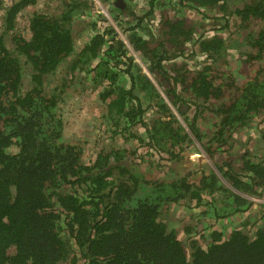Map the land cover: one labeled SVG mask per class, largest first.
Wrapping results in <instances>:
<instances>
[{"label":"trees","instance_id":"1","mask_svg":"<svg viewBox=\"0 0 264 264\" xmlns=\"http://www.w3.org/2000/svg\"><path fill=\"white\" fill-rule=\"evenodd\" d=\"M10 1L3 4L0 0L4 28L0 33V264H264V226L248 233L241 229L248 222L244 221L224 235V222L218 220L223 217L225 225H233V217L253 206L251 196L264 195L261 124L255 123L254 148L231 155L228 147L232 132L264 114V0L219 5L241 19L247 34L243 36L248 49L240 58L248 68L242 71L243 80L237 87L215 79L209 66L191 76L187 67H179L167 82L164 78L154 82L149 76L160 71L166 42L181 44L194 36L193 45L199 51L214 55L223 49L222 30L206 38L200 24L165 17L161 21L165 32L159 40L149 41L133 31L126 45L104 18L100 26L104 29L94 30L73 55L72 14L85 13L99 0H62L66 10L34 12L28 19L29 36L15 33L16 18L35 0ZM180 1L210 6L220 0ZM96 11L101 15L95 7ZM136 20L140 24L143 15ZM5 33L12 34V51L5 44ZM133 50L148 57L149 71ZM19 55L28 65L29 88L23 83ZM68 58L70 72H64L58 87L51 76L61 71ZM76 69L91 75L93 90L98 89L101 102L106 103L111 135L144 141L146 152L158 153L159 159L169 162L164 176L159 177L165 165L160 160L140 169L133 155L134 142L123 148L100 149L87 163L80 162L85 149L64 139L60 112L63 93L77 79ZM233 89L234 95L228 98ZM185 95L204 102L226 98L216 104L214 131L206 142ZM143 96L156 107V115L147 121ZM261 123L264 126V117ZM134 126L143 127L144 136L132 132ZM191 146L201 159L198 166L185 168L182 160ZM187 196L195 201L198 216L206 212L219 216L215 222L207 220L201 231L199 227L188 232L195 235L189 240L190 255L175 227L159 218L164 202ZM215 202L227 214L219 213ZM200 205L205 209L200 210Z\"/></svg>","mask_w":264,"mask_h":264},{"label":"rangeland","instance_id":"2","mask_svg":"<svg viewBox=\"0 0 264 264\" xmlns=\"http://www.w3.org/2000/svg\"><path fill=\"white\" fill-rule=\"evenodd\" d=\"M3 4L10 3V0H3ZM132 4L133 11L137 14L132 16L129 14V11L126 10L125 15L120 13L123 18V21L127 18H132L133 21H137L136 17L142 16L144 11L151 6L150 0H127ZM158 2L155 3L152 7V13L155 15L159 12L160 6H165L167 3H161V1L165 0H157ZM176 1V0H174ZM237 2V1H236ZM105 4V5H104ZM102 6L101 4H95L96 9L101 14H97L95 12V7H89L85 9L84 12H74L72 14V24H73V38H74V49L73 52L75 55L76 51H78L84 43L88 41L91 35L94 33V30L101 31L104 28L100 26L104 23V18H107L109 24L114 28V23L117 28V36L119 38H123L124 35V25L122 22L118 21V15L114 12L117 10L114 9L116 6L115 3L112 5H107L104 3ZM129 4V3H128ZM159 4V5H158ZM170 7L172 6L171 2L168 3ZM177 4V3H175ZM82 6V10H84ZM106 8L107 11H104L102 8ZM168 8V6H166ZM178 5L175 8L174 16H189L195 20L196 16H193V10L190 11L182 10L179 11ZM66 10V6L63 4L62 0H35V3L32 5L26 6L22 11L19 12V15L16 18V25H15V33L22 34L24 36H29L28 33V19L34 12H47V13H54L58 11ZM208 14L213 15L214 11H208ZM2 13L0 11V33L3 32L4 28L2 26ZM214 27L211 28L212 32L215 33L221 31L224 35V46L225 52H221L217 55H213V57H207L205 54H200L199 48L196 46L197 44L193 45L194 38L188 41L184 47V54L186 56L182 59L178 64L187 67L190 73L188 76L193 75V72L196 70L201 69L203 66H209L210 71H213V75L215 79L221 78L225 84L231 83L234 87L240 85L242 83L244 74L242 71L248 68L247 64H243V60L240 58L243 50H245V46L248 44V40L245 39L247 37L246 33H243V30L239 24V19L237 18H230L229 21L224 24L223 20L214 18L213 20ZM143 24V21L140 23ZM224 24V25H223ZM219 25V26H218ZM128 26V24H127ZM259 26V25H258ZM256 26V28L258 27ZM115 29V28H114ZM210 30L209 28L205 29V31ZM219 30V31H218ZM210 33V32H209ZM201 34L204 32L201 31ZM129 33H126V39L129 41ZM245 37H244V36ZM5 44L10 49L13 50L14 44L12 43V34L5 33ZM125 38V37H124ZM131 48V47H130ZM132 49V48H131ZM247 50V49H246ZM130 51V50H129ZM136 59L139 60L142 67L146 70V65L143 62V52L134 51L131 52ZM23 66V83L26 88L30 87L29 81V69L28 65L24 62V57L19 55ZM177 60V59H176ZM70 58L66 60L61 66V71L57 74L51 76V82L54 83L56 86H61L63 81V74L67 70L69 73L70 71L66 69V66L69 65ZM176 62V61H175ZM184 64V65H183ZM257 67V66H255ZM73 74L76 76V81L71 85V88L65 90L63 93V98L61 100V114L62 119L64 122V139L69 142H74L76 144L81 145L85 151L82 153V158L80 160L81 163H87L88 160L93 158V153L99 151L100 149L107 150L109 148H123L127 144V142H134L133 139L126 140L125 137L111 135L110 131L107 130L109 126V120H107L106 112L107 106L106 103L101 102L99 98L98 89L93 90V86L91 83V75L88 74L84 70L76 69ZM147 71V70H146ZM236 75V77L234 76ZM232 76V77H231ZM154 82L156 78L152 76L151 78ZM216 83H221L220 81H216ZM158 86V84H157ZM225 87V86H224ZM224 87H221V90L225 91ZM179 90L180 87H178ZM158 91L166 101L169 102L168 98L165 96L162 87L158 86ZM235 89L229 90L228 98L234 95ZM139 95H144L143 91L138 92ZM185 102H187L188 106L190 107V114H195L198 118L197 123L199 128H201V132L203 133L204 142H206L209 138H211L214 127L212 124L215 122V117L213 115L214 110L216 108L217 102H224L226 99L225 96H221L219 98L215 97V99H211L207 102H204L202 99L192 98L191 95H185ZM142 106L147 107L146 113L143 115L144 119L147 121L152 116L156 114V108L154 106V102L146 100L144 96L142 97ZM227 102V100L225 101ZM171 108L173 106L170 104ZM174 110V108H173ZM175 112V111H173ZM218 117V115H216ZM264 117L262 114L260 117H255L252 121L249 122L244 127H239L237 130L232 132V135L228 141L229 152L231 155L236 154L240 149L246 148H254L255 146V137H257L256 133V124L260 123V131L264 132V126L261 123V118ZM216 129V128H215ZM132 132L137 134L138 136H144V128L139 126H134ZM217 130V129H216ZM216 132V131H215ZM257 139V138H256ZM203 142V141H202ZM197 147H201L199 142H196ZM203 149V147H202ZM133 155L136 157V161L140 162V169L148 166H153V161L159 162V164L164 165L161 169V173H159V177L164 176V173H167L165 166H168L169 162L165 161L161 158V155L158 153L156 154H149L146 152L148 150L147 146L144 145V141L136 140L132 145ZM196 149L194 146H191L188 150H186V157H183L182 165L186 168L187 165L191 164L194 166H198V160L201 159L199 155L195 151ZM202 151V150H201ZM148 161L150 164H148ZM211 162V160H210ZM212 164V163H211ZM208 195V194H207ZM254 200L253 206L248 209L247 211L240 213L237 217H233V225L230 223L229 225H225L227 221L224 220L223 217H219L213 213L209 214L210 217L208 218L207 212L203 216H198L197 212L194 211L193 206H195V201L187 196L183 200H179L178 202L167 201L165 202L159 210V218L161 221H164L165 224L169 227L174 226L173 228L176 231L177 236L183 241L184 246L187 249V252L190 255L191 249L189 246V240H191L194 236L188 232H195L196 229L199 227L202 228L204 225L206 226L208 221L210 220L211 223L215 222V219H218L221 223L224 222V235H227L231 228L240 227L241 222L248 221L246 224L241 225V229L245 230L248 233H251L258 227L264 226V195L257 197L251 196ZM219 201V200H218ZM216 207L215 209H219V213L227 214L223 205L220 202H215ZM213 206V205H212ZM208 207V206H207ZM200 210L205 209L203 205L198 206ZM199 222V224H196ZM219 228V225H216ZM190 228L189 231L187 229ZM199 231V232H200ZM67 264V263H64Z\"/></svg>","mask_w":264,"mask_h":264},{"label":"flooded vegetation","instance_id":"3","mask_svg":"<svg viewBox=\"0 0 264 264\" xmlns=\"http://www.w3.org/2000/svg\"><path fill=\"white\" fill-rule=\"evenodd\" d=\"M116 1L117 0H103V1L99 0V3L101 4V6L104 3H106L107 5H112V3H115V5H116ZM229 1H232V0H220L217 4L210 5V6H207V5L206 6H193L191 4H190L191 6H189L188 4H184L185 1H182L181 2L180 0H176V1H174V0H165V1H161L159 4H161V3H167V5H165V6H162L161 5L159 12L155 15L154 13H152V9H153L152 6L155 3H157L158 1L157 0H152V1L150 0L151 6L147 9V11H144L143 12V24H138L137 25V22L136 21L134 22L132 18H127L124 21L121 19V18H123V16H121L120 13H123L125 15L126 10H128L129 11V14H131L132 16L137 15L133 11L132 4L130 2H128L127 0H123L124 6L119 7V6L116 5L114 7V9L117 10L116 12H114V13H116L118 15V19L117 20L120 21V22H122V25H124L123 32H124V35H125L124 37L125 38L124 37L123 38L121 37L120 40L123 41L126 45H128L129 41L126 39V33L131 34V32H133V31H136L138 33H143V35L145 36V38L147 40H149V41L150 40H153V41L159 40V38L165 32V31H162L161 30V28L164 27L161 24V21L165 17L167 19H169V20H175L177 18V19L187 20V21H190L192 23H198V24L201 25V28H202V29H200V32L201 31L204 32V34L202 36H204L206 38H212L216 34H219V32H217V33L214 32V31H217V30L214 29L213 32L211 30V28L214 27V25H213L214 17H216L217 19H220V20H221V18H224L223 19L224 24H226L229 21L230 18H234L233 16L229 15V12H226L221 6H219L220 4H223V3L229 2ZM169 2L172 3L171 4L172 5L171 7L168 4ZM175 3H177V4H175ZM177 5H178V8L177 9L179 11L186 10L188 12V11H190V9H192L193 10V16H196L197 18H195V20H194V19H192L189 16H177V17H173L174 16V12H175V8H176ZM166 6H168V8H166ZM230 8L233 9V11L235 10L233 7H230ZM104 9L106 10V8H104ZM208 11H214V14L213 15L208 14ZM237 19H239V21H240L239 24H240L241 23V19L240 18H237ZM127 24H128V26H127ZM185 25H188V24L185 23ZM240 26H241V24H240ZM114 28H115V31L117 32V28L115 26V23H114ZM207 28H209L210 30L205 31V29H207ZM148 30H150L151 32H148ZM192 38H194V36H191V39ZM190 40L181 41L180 42L181 44H179V42H177L175 44L170 43L169 41L166 42V46H164V48L167 49L166 55H165L166 56V59L160 61L161 62V64H160L161 65L160 71L158 70L159 72L157 71L158 73L155 76L153 74H150L149 75L150 76V79L152 78V76H154L155 78L159 79L160 81H161L162 78H164V81L163 82H167L171 78V76L172 77L173 76L175 77L176 71H177L176 69H178L179 67L182 68L181 65L178 64V63L182 59H184L186 57V56H183V54H184V47H185L183 45H185ZM86 43H84V45ZM84 45H82V47ZM245 47L246 48L243 51H246V49H248L247 46H245ZM74 48H73V51H75ZM79 50L76 51V54L79 52ZM223 51L225 52V49L224 48L221 50V52H223ZM199 53L200 54H205L207 57H210V56L213 57V55L209 54L210 55L209 56L208 54H206V53H204L202 51H200ZM214 55H217V54H214ZM143 62L146 65V69L149 71V69H150V61H149L148 57H145L143 55ZM198 70H200V69H198ZM212 75H213V73H212ZM234 76L236 77V75H234ZM177 86H179V85H177ZM181 88L182 87L180 86V89ZM177 89H178V87H177ZM144 107H146V106H144ZM154 109L156 110V108H154ZM172 202H174V201H172Z\"/></svg>","mask_w":264,"mask_h":264},{"label":"water","instance_id":"4","mask_svg":"<svg viewBox=\"0 0 264 264\" xmlns=\"http://www.w3.org/2000/svg\"><path fill=\"white\" fill-rule=\"evenodd\" d=\"M116 5L119 6V7L124 6V2H123V0H117V1H116Z\"/></svg>","mask_w":264,"mask_h":264},{"label":"built area","instance_id":"5","mask_svg":"<svg viewBox=\"0 0 264 264\" xmlns=\"http://www.w3.org/2000/svg\"><path fill=\"white\" fill-rule=\"evenodd\" d=\"M98 4H100L99 1H98ZM102 9H103L104 11H106L104 8H102Z\"/></svg>","mask_w":264,"mask_h":264}]
</instances>
